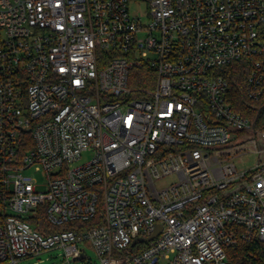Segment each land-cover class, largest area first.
Masks as SVG:
<instances>
[{"label":"built area","instance_id":"obj_1","mask_svg":"<svg viewBox=\"0 0 264 264\" xmlns=\"http://www.w3.org/2000/svg\"><path fill=\"white\" fill-rule=\"evenodd\" d=\"M132 1L0 0V264L88 247L100 264H234L229 248L264 242V126L219 71L251 57L263 96L264 0ZM246 140L258 157L239 167Z\"/></svg>","mask_w":264,"mask_h":264},{"label":"trees","instance_id":"obj_2","mask_svg":"<svg viewBox=\"0 0 264 264\" xmlns=\"http://www.w3.org/2000/svg\"><path fill=\"white\" fill-rule=\"evenodd\" d=\"M252 58L242 57L230 64L222 66L219 71L228 81L227 100L232 106L244 114H248L256 118V127L264 126V94L259 100H252L247 94V79L252 69ZM134 73L138 78L132 81V85L136 87L146 86L149 72L146 68L135 69ZM264 83V82H263ZM46 220L41 219L38 228L47 230ZM75 222H71L66 226H53L51 229L59 230L71 227ZM95 223V219L86 221L85 225L91 226ZM229 257L234 264H264V242L258 239L241 242L236 246H232L228 250Z\"/></svg>","mask_w":264,"mask_h":264},{"label":"rangeland","instance_id":"obj_3","mask_svg":"<svg viewBox=\"0 0 264 264\" xmlns=\"http://www.w3.org/2000/svg\"><path fill=\"white\" fill-rule=\"evenodd\" d=\"M130 5H131L132 12L137 13V12H145L148 4L146 0H134L130 3ZM143 21L145 23H148L149 21L148 17L143 16ZM144 34H145L144 32L141 33V35H144ZM136 78H138V76H135V73H134L133 80H135ZM254 145H255V141L253 140H246L243 143L238 145V147L241 148L242 151H246V153H244L243 155L237 158V159L240 158L238 162L239 167H249L256 162L258 153L251 151L255 148ZM232 150L236 151L237 149L235 148ZM88 157H89V153L87 152L83 154V157L79 161H77L75 164H79L80 162H83ZM27 172L37 177L39 181L44 180V175L42 171H36L34 166L27 169ZM172 178L173 176L171 178L169 177L167 181H170ZM62 254H63L62 249H58V248L51 249V250L44 251L38 255L26 258L22 260L20 264H65L64 256ZM87 255H88V258L76 260V261H73V263L74 264H100L95 251L91 247L87 248Z\"/></svg>","mask_w":264,"mask_h":264},{"label":"water","instance_id":"obj_4","mask_svg":"<svg viewBox=\"0 0 264 264\" xmlns=\"http://www.w3.org/2000/svg\"><path fill=\"white\" fill-rule=\"evenodd\" d=\"M255 121H256V118H255ZM154 235V234H153ZM153 235H151V237H149V238H152L153 237Z\"/></svg>","mask_w":264,"mask_h":264}]
</instances>
